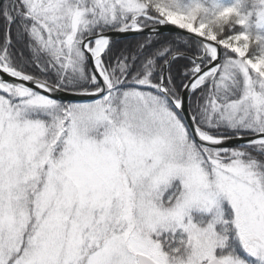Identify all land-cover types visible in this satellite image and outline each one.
I'll use <instances>...</instances> for the list:
<instances>
[{"label":"snow or ice","instance_id":"obj_1","mask_svg":"<svg viewBox=\"0 0 264 264\" xmlns=\"http://www.w3.org/2000/svg\"><path fill=\"white\" fill-rule=\"evenodd\" d=\"M0 264H264V0H0Z\"/></svg>","mask_w":264,"mask_h":264},{"label":"water","instance_id":"obj_2","mask_svg":"<svg viewBox=\"0 0 264 264\" xmlns=\"http://www.w3.org/2000/svg\"><path fill=\"white\" fill-rule=\"evenodd\" d=\"M145 34H146V33H145ZM164 34H171V33L169 32L168 29H165V30H164ZM132 35H137V33L129 32V33L114 34L115 39L124 38V37L132 36Z\"/></svg>","mask_w":264,"mask_h":264},{"label":"trees","instance_id":"obj_3","mask_svg":"<svg viewBox=\"0 0 264 264\" xmlns=\"http://www.w3.org/2000/svg\"><path fill=\"white\" fill-rule=\"evenodd\" d=\"M167 35H169V34H167ZM141 39H143L142 35H135V36H130V37L122 38V39H118V40L121 42H127V41L141 40Z\"/></svg>","mask_w":264,"mask_h":264}]
</instances>
